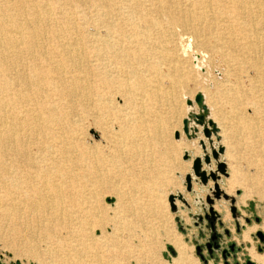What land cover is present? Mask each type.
I'll return each instance as SVG.
<instances>
[{"label":"bare ground","instance_id":"6f19581e","mask_svg":"<svg viewBox=\"0 0 264 264\" xmlns=\"http://www.w3.org/2000/svg\"><path fill=\"white\" fill-rule=\"evenodd\" d=\"M54 1L57 3V12H60L64 8L65 0ZM96 1L101 9L95 12V17L99 20L98 28L89 27L84 30L75 28L74 25L64 29L68 35L79 30L87 31L90 33L88 39L86 37L84 41H80L70 35L65 43L61 44V61L54 59V53H49L50 55L44 58L53 65L56 70L54 73L52 69L41 71L40 68L44 64L33 61L32 75L23 73L1 76V71L6 70L7 57L20 51L18 45L23 43L24 34L30 38L31 45H37L36 35L51 21L49 17L52 6L48 0H0V145L1 151L6 150V153L12 156V160L7 162L2 159L4 152L0 154V214H23L27 224L35 223L57 249H63L64 260L68 263H71V259L77 254V247L97 246L100 238L104 236V233L94 236V230L85 238L82 237L85 232L77 234L75 238L73 233L75 227L82 228L91 218L94 227L101 226L103 222L99 217H94L92 212L96 206L93 207L89 200L91 193L95 198V186L103 179L99 168L103 161V149L99 142L81 137L76 130L78 128L75 121L71 129L69 124L64 123L62 126L65 130L58 131L55 117L58 104L50 103L47 98L34 99L37 93H41L42 86L47 85L58 90L64 101L69 104L77 95L92 94V84L103 88L91 98L93 103H87L88 110L85 112L91 115L89 125L96 127L93 131L99 134L100 141L104 139L107 146L112 144L119 156H126L132 159L133 163L134 151L147 144V140L138 137V133L143 132L145 136H149L148 132L156 129L159 131L166 121L158 112L160 97L167 95L169 91L173 93L172 86L187 79L190 74L188 70L189 74L183 71L182 62L197 68L200 63L207 61L201 51L192 49L189 52V44H181L184 41L179 39L182 31H189L192 34H189L191 39L195 38L194 42L206 46L205 51L209 47L212 51L220 52L225 57L227 73L235 74L247 63L253 73V81L264 87V0H215L214 3L210 0H150V9L152 8L157 16L163 17L166 23L150 20L147 17L148 12L138 11V20L144 23L143 26L134 22V11L141 6V0H112L111 4L114 5L111 7H107L110 2L108 0ZM63 17L64 12L62 16H57ZM179 29L182 31L178 33ZM206 33L210 34V37H207ZM174 35L177 36L175 42ZM86 39L90 42L93 59L95 62L99 61L98 64L85 65L88 53L81 49V44L86 42ZM178 53L185 57L182 62L180 60L184 57L181 56L179 60ZM37 64L41 67L38 68ZM110 65L114 66L113 69ZM164 79L169 80L167 88L163 85ZM233 82L235 93H238L241 88L239 82ZM24 85L31 87L26 93H22L20 89ZM257 85L250 82L246 92L249 103L254 106L256 112L259 111L260 101L264 96V92L261 95L254 92ZM3 92L7 93L9 98L12 94L15 97L6 102ZM246 94L240 93L239 97H246ZM202 102L208 106L204 94ZM9 103H13L15 108L24 113L23 120L15 121L12 115L6 113L5 108ZM65 105H68L67 102ZM108 116L110 118L106 120ZM41 118L44 119V131L50 133L51 140L45 148V155L39 152L40 144L44 141L32 136V140L26 142L36 145L34 149L32 144V153L28 146L23 145L28 136L19 133L21 125L25 123L31 128L30 131L37 134L41 122L36 120ZM215 122L220 128L218 119ZM6 130L9 132L7 138L2 135ZM22 155H25L23 160L20 159ZM227 181L221 182L224 188L228 184ZM242 204L244 199L235 201V205ZM212 207L217 213L222 210L226 212L227 209L225 204L216 199ZM169 235L168 239L162 235V240L172 243L176 255L170 262H160L149 252L148 256L146 255L149 261L152 264H197L181 238L172 239V234ZM158 240H152L153 244H158ZM93 255L99 256L95 252Z\"/></svg>","mask_w":264,"mask_h":264},{"label":"rangeland","instance_id":"374dc122","mask_svg":"<svg viewBox=\"0 0 264 264\" xmlns=\"http://www.w3.org/2000/svg\"><path fill=\"white\" fill-rule=\"evenodd\" d=\"M48 1L52 6V12L49 17L51 21L44 26L40 34L36 35L37 45H31L30 38L24 34L23 43L18 45L20 51L7 57L6 70L1 71V76L3 74L14 76L23 73L28 76L32 75L31 63L33 61L44 64V66L42 65L43 67L37 64L38 68L41 67V71L52 69L54 73L56 70L53 65L48 61L46 62L44 58L48 57L49 53H54L52 55L54 59H57V61L62 60L59 51L61 44L65 43L66 38L71 35H68L69 33L65 30L69 26L72 27L74 25L75 28L78 27L84 30L89 27L98 28L99 20L95 17V12L101 9L97 6L96 0H65L64 8L60 12H57V3L54 0ZM108 1L110 2L107 7L114 5L111 4L112 0ZM210 1L214 3L215 0ZM150 4V0H141L140 9L138 8V10L134 11V22L138 23L139 26L144 25L141 20H138V11H142V13H149L147 17L150 20L154 19L165 24L166 20L154 14L153 9H150ZM25 6L27 7V5ZM63 12L64 17L57 18V16H62ZM69 18L71 19L69 20ZM181 31L182 29H179L178 33ZM182 33L180 34L183 36L181 35L179 39H184V41L181 42L180 40L181 44H189V52L192 49L201 51L205 54L207 61L200 63L197 68L191 67L190 64L186 65V62L183 61L185 59L184 56L177 54L179 60L181 56L182 58L184 57L180 60L181 62L183 61L182 69L188 74L187 70L190 71V74L187 75V79L172 86L174 87L172 88L174 94L169 91L167 95L160 97L158 112L166 121L163 122L159 131L156 129L151 133L148 132L149 136H145L143 132L141 134L138 133V137L147 140V144L142 149L134 151V163L132 159L126 158V156H119V152L112 147V144L107 146L104 139L100 141L99 134L93 131L96 127L89 125L91 115L85 112V110H88L86 108L87 103L88 105L90 102L93 103L91 98L103 88L92 84V94L88 96L77 95L69 104L68 101H64L58 90L47 85L41 87V93H37L34 99L47 98L50 103L58 104L55 117L58 122L59 132L65 130V127L62 126L64 123L65 125L69 124L71 129L75 121L78 128L76 130L81 137L84 136L88 141L99 142L100 146L102 145L103 161L99 168L103 179L101 183L99 182L95 186L97 188L93 192L96 194L95 198L91 193L89 200L92 202L93 207L96 206L94 207V212H92L95 214L94 217H99L103 222L100 224L101 226L94 227L92 225L93 219L91 218L82 228L75 227L73 233L75 238L77 234L85 232L82 236L85 238L89 236V233H92L91 230H94V236H99L101 233H104V236L100 238L101 241L97 246L86 245L85 248L82 246L77 247V254L73 256L71 263H68V261L64 260L65 253L63 249L59 247L57 249V246L50 242L51 240L35 223L31 224L29 222L27 224L23 214H20V217L17 214L13 216L0 214V264H152L147 257L149 252H151L152 257L154 256L160 262H170L176 252L172 243L162 240V235H164L165 239H168L170 233L172 236L174 235L173 237L171 236L172 239L181 238V241L188 247L190 256L195 263L222 264L221 255L217 254L218 260L216 259L215 261V258L208 255L205 246L206 241L210 238L211 231L207 219L204 217V213L207 212L205 197L207 195L212 197L211 188L213 181L208 178L207 184L203 185L199 181L196 182L193 177L191 182L192 190L189 192L186 191L184 184L185 174L188 172L192 173V158L202 155V150L197 145L198 139L204 138L202 134L199 133L198 138L189 140L185 137L181 128L182 118L193 110H199L198 105L193 102V97L197 92H200L201 95L204 94L208 100V106L202 102L208 111L206 116L208 115L207 117L214 122L218 119L219 124H221L219 128L215 122L218 128L219 141L216 142L214 136H212V140L215 141L214 145L219 144L224 147V151L219 154V158L225 163L228 175L220 174L217 183L227 195L233 196L235 199L239 195L238 199L235 200L236 202L239 199H244V204L236 205V208L242 215L250 218L249 223H245L243 218H240L239 222L244 226L240 231H236L229 211L228 201L220 198L217 201L225 204L227 209L226 212L223 210L219 212L221 221L215 223V230L221 234L220 242L222 245L234 243L238 248L235 258L240 264H244L245 258H250L254 261V264H264V249H257L262 244L257 237L253 236L256 230L264 231V96L262 97V102L260 101L259 111L256 112L253 108L254 106L249 103L250 100L246 94L250 82L257 85L253 81V73L247 63L243 64L244 67L239 72H235V74L227 73L226 69L228 66L225 64V57L220 52L212 51L208 49L209 47L206 52V46L199 45L197 41L194 42L195 38H193L194 40L191 39L192 37L190 36L192 34L189 31H182ZM89 35L90 33L88 34L87 31L79 30L71 36H74L77 40L84 41L83 39L86 37L88 39ZM176 35H174V42L177 38ZM206 36L210 37V34L206 33ZM87 39L85 40L86 42L81 44V49L88 53L86 54L87 61H85V65L86 63L88 65L98 64L99 61L95 62V59H93L91 48L89 47L90 42ZM191 41H193L192 44L194 46H192ZM208 52L209 54H207ZM190 57L192 60V55ZM220 60L223 61L221 62ZM110 66L113 69L114 66ZM233 81L239 82L238 85L241 88H239L238 93H235V83ZM163 83L164 87L167 88L169 80L164 79ZM256 87L257 89L254 86V89H256L254 92L261 95L264 92V87L259 85ZM29 88L31 87L24 85L20 89L22 93H26ZM240 93L246 94V97L245 95L239 97ZM3 94L6 102H8V99L15 97L14 94L10 98L7 93L3 92ZM186 99H190L192 103L186 104ZM66 102L67 106L65 105ZM5 109L7 114L12 115L16 119L15 121L23 120L22 116H24V113L20 109L15 108L13 103H9ZM40 114L42 113L40 112ZM43 118L36 120L41 122L38 126L40 131L37 134L30 131L31 128L29 125L26 126L25 123L21 125L19 133L22 132V134L28 136V140L24 141L23 145L28 146L32 153H34L32 144L34 149H36V145L32 142H26L32 140V136L44 141L43 144H40L41 150L39 152L45 155L47 153L45 148H47L51 140L50 133L44 131L45 128L42 126ZM109 118L110 116L106 120H109ZM175 132H178L179 136L177 138L174 136ZM19 133L17 137H19ZM2 135L7 138L9 132L7 130L3 131ZM6 138H4L5 141H7ZM207 145L208 143L206 142V148L209 151ZM1 150L2 147L0 145V154L4 152ZM184 151L189 154L187 159L183 158ZM6 152L5 150L2 159L9 162L12 160V156ZM24 156L22 155L18 159L23 160ZM16 162L13 161V163ZM202 169L206 171L215 170L214 159L211 158L208 165L202 162ZM226 180H228V184L224 188L221 182ZM170 194L174 195V208L170 206ZM242 196H245V198ZM178 197H181V199ZM224 213L226 216H224ZM255 216L259 218V222L254 221L253 218ZM224 229H228V235L224 233ZM157 239L160 242L158 240V244H153L152 240ZM196 245L200 246V254L204 259L197 254ZM93 252L99 256H94ZM82 254L83 256H81ZM228 260L230 264H233L232 256H229Z\"/></svg>","mask_w":264,"mask_h":264},{"label":"water","instance_id":"95a60500","mask_svg":"<svg viewBox=\"0 0 264 264\" xmlns=\"http://www.w3.org/2000/svg\"><path fill=\"white\" fill-rule=\"evenodd\" d=\"M193 102H195L198 105V111L193 110L189 114H187L186 117L182 118V132L185 135V137L189 140L198 138V134H202L204 138H199L197 141V145L202 150V155L195 156L192 158L191 161V170L192 173L188 172L184 176V184L186 191L192 190V178H195L196 182H200L201 184L205 185L207 184L208 178H210L213 181V186L211 188L212 197L210 195H207L205 197V201L207 202L206 210L207 212L204 213V217L207 219L208 226L210 228V238L207 240V243L205 244L207 247L211 245V242L213 241V247L218 248L220 247V243L218 241V238L221 237L220 233H217L215 230V223L220 222V216L219 213L213 210V201L214 199L219 200L220 198H223L224 200L228 201V207L229 211L231 213V217L235 224L236 231H240V229L244 226L243 224H240L239 219L243 218L245 223L250 222V218L247 216H242L241 213L238 211L235 205V198L233 196L227 195L224 191H222L217 183V179L219 178L220 174L227 176L228 173L226 171V165L223 161L220 160L219 154H222L224 151V147L222 145H214V142L212 140V136L215 137L216 142L219 141V136L217 134L218 128L215 124V122L208 118L206 116L207 108L205 104L202 103V95L200 92H197L193 97ZM192 101L190 99H186V104H191ZM174 136L177 138L178 132L174 133ZM206 142L208 143L207 147L209 151L206 148ZM189 157V154L187 151H184L183 158L187 159ZM214 159L215 161V170H204L202 169V162L208 165L210 163V159ZM198 178V179H197ZM181 199V197H178ZM183 200V199H182ZM169 201L171 208H174V195H169ZM254 221L258 222L259 218L254 217ZM224 233L228 235V229H224ZM254 237H257L260 242H264V231L257 230L255 231ZM230 249L233 251L235 247L234 243L230 244ZM197 254L202 258L203 256L200 254V246L196 245L195 247ZM258 250L261 249V247L257 248ZM264 249V246H263ZM220 250V249H219ZM228 252L226 249H223L220 251L221 257L224 259L227 256ZM226 263V262H225ZM234 264H238L235 262ZM246 264H253V262L248 259L246 261Z\"/></svg>","mask_w":264,"mask_h":264},{"label":"flooded vegetation","instance_id":"af4514ba","mask_svg":"<svg viewBox=\"0 0 264 264\" xmlns=\"http://www.w3.org/2000/svg\"><path fill=\"white\" fill-rule=\"evenodd\" d=\"M260 221V220H259ZM258 221V222H259ZM257 231V230H256ZM217 233H219L218 231H217ZM218 241H219V243H220V247H219V249L218 248H215V247H213V241L211 242V245H209L208 247L206 246V248H207V251H208V255L209 256H211V257H213V258H215V261H216V259H217V257H218V255L217 254H220V251L221 250H223V249H226V251L228 252V254H227V256L223 259L222 257V264H230V262H229V260H228V257L229 256H232V260H233V264L235 263V262H237L238 264H240L237 260H236V258H235V253L237 252V250H238V248L236 247V248H234L233 249V251H231V249H230V244L231 243H229V244H227V245H222L221 244V242H220V238H218ZM206 243H207V241H206ZM262 245H261V249H263V246H264V242H260ZM258 248V247H257ZM200 253H201V250H200ZM248 259H250V258H245V261L243 262L244 264H246V261L248 260ZM218 260V259H217ZM251 260V259H250ZM252 262H253V264H254V261L253 260H251ZM226 262V263H225ZM218 263V262H217Z\"/></svg>","mask_w":264,"mask_h":264},{"label":"crops","instance_id":"0c3cea01","mask_svg":"<svg viewBox=\"0 0 264 264\" xmlns=\"http://www.w3.org/2000/svg\"><path fill=\"white\" fill-rule=\"evenodd\" d=\"M242 215V214H241ZM242 216H245V215H242Z\"/></svg>","mask_w":264,"mask_h":264}]
</instances>
